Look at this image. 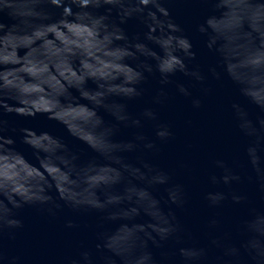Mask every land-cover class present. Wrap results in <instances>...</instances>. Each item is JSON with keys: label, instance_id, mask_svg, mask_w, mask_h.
I'll return each instance as SVG.
<instances>
[{"label": "clouds", "instance_id": "obj_1", "mask_svg": "<svg viewBox=\"0 0 264 264\" xmlns=\"http://www.w3.org/2000/svg\"><path fill=\"white\" fill-rule=\"evenodd\" d=\"M167 2L0 0V234L23 227L16 214L25 205L54 216L59 201L78 213L95 212L103 222H122L115 232H97L95 252L82 247L66 264H117V260L157 264L149 243L159 248L168 241L179 247L162 254L161 264H199L204 258V249L183 246V229L173 211L187 204L184 186L174 181L170 170L145 158L147 153L159 152L157 142L173 139L170 125L159 121L155 107L134 118L120 102L141 97L143 85L153 75L161 86L153 105L167 98L163 88L174 83L171 78L177 73L200 85L204 96L212 91L207 86L209 76L221 79L214 67L207 76L198 65L190 67L196 53L171 18ZM203 2L212 6L213 14L197 31L206 37L207 49L219 56L218 66L239 86L240 94L264 113V2ZM133 18L146 30L130 38L122 25ZM89 81L95 88L87 86ZM176 91L193 109L202 108V99L193 97L183 84H176ZM230 108L237 130L247 141L244 154L264 193V115L253 122L239 103ZM99 110L109 113L115 123L106 124ZM9 115L25 119L43 115L59 122L106 163L79 164L78 156L59 138L23 128L19 130L22 142L36 154L34 166L15 150L14 140L7 135L4 117ZM142 120L152 123L154 139L142 132L131 141L113 139L117 125L141 129ZM132 152L140 153L135 162L124 155ZM216 166L224 174L211 176V184L228 187L241 182L222 162ZM203 198L210 208L229 199L233 205L246 201L244 195L224 192H206ZM141 214L149 218L147 223L134 222ZM258 217L264 218V212L253 211L241 223L244 238L239 248L226 247L217 264H264V234L250 227ZM216 225L217 220L209 221L210 228ZM66 227L76 225L69 222Z\"/></svg>", "mask_w": 264, "mask_h": 264}, {"label": "water", "instance_id": "obj_2", "mask_svg": "<svg viewBox=\"0 0 264 264\" xmlns=\"http://www.w3.org/2000/svg\"><path fill=\"white\" fill-rule=\"evenodd\" d=\"M165 7L168 8L173 21L183 30V35L192 43L196 58L190 62V67L198 65L206 76L208 69L214 67L221 73V79L216 81L209 76L207 86L212 91L204 96L200 85H194L193 81L177 73L171 78L174 83L163 88L167 98L160 105H153V97L161 91L159 78L153 75L149 76L143 85L144 93L141 97L120 102L126 104L128 113L134 118H138L144 109L155 107L159 121L170 125L173 139L163 144L157 142L159 152L155 155L147 153L145 158L165 170H170L174 174V181L185 188L187 204L182 209H173L183 229V246L204 249L205 256L199 264H217L226 247L239 248L244 238L240 225L249 218L250 213L264 212L261 180L257 179L248 164L244 154L247 141L236 128L230 105L239 103L253 122L264 113L240 94L239 86L218 66L219 56L207 49L206 37L197 31V27L213 14L212 6L203 0H168ZM113 16L115 18V14ZM122 27L130 38L142 36L146 30L135 18L128 20ZM176 84H183L193 97L201 98L202 108L193 109L190 101L177 93ZM87 86L95 88L92 81H89ZM72 95L78 98L76 92ZM80 103L87 102L81 100ZM98 114L106 124L115 123L112 116L104 110H99ZM4 119L8 121L7 135L14 140L15 150L34 166L38 165L36 154L22 142L20 129H31L37 133L48 132L59 138L70 152L78 156L79 164L89 161L106 163L84 143L69 135L62 124L49 120L46 116L25 119L9 115ZM142 125L141 129L117 125L118 130L113 139L117 142L131 141L137 132L154 139L152 123L142 120ZM124 155L129 162H135L140 153ZM217 161L222 162L230 172L238 174L241 182L228 187L211 184V176L219 177L224 174V170L216 166ZM206 192L244 195L246 201L233 205L229 199L218 208H210L203 198ZM51 195L56 199L55 192ZM57 202L60 203V208L54 216L36 206L25 205L17 211L16 218L22 221L23 227L18 230H5L0 234V264H10L11 261H15V264H66L69 259L77 256L82 247L95 252L98 231L115 232L122 223L103 222L95 212L78 213L62 202ZM212 219L217 220L214 228L209 227V221ZM148 220L147 216L141 214L134 222L147 223ZM69 222L76 227H66ZM250 227L253 231L264 234V218H256ZM116 239H119V236ZM213 240L219 243L214 245ZM148 247L157 264H161L162 254L172 253L179 246L173 241H168L159 248L151 243ZM96 255L98 258L99 254ZM240 256L242 261L246 259L243 251Z\"/></svg>", "mask_w": 264, "mask_h": 264}]
</instances>
